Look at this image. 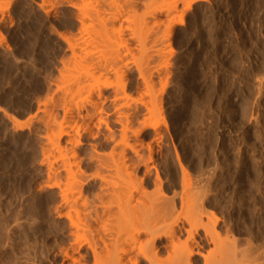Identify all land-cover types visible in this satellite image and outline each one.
<instances>
[{
  "label": "rangeland",
  "instance_id": "obj_1",
  "mask_svg": "<svg viewBox=\"0 0 264 264\" xmlns=\"http://www.w3.org/2000/svg\"><path fill=\"white\" fill-rule=\"evenodd\" d=\"M142 191L264 264V0H0V264H105Z\"/></svg>",
  "mask_w": 264,
  "mask_h": 264
},
{
  "label": "bare ground",
  "instance_id": "obj_2",
  "mask_svg": "<svg viewBox=\"0 0 264 264\" xmlns=\"http://www.w3.org/2000/svg\"><path fill=\"white\" fill-rule=\"evenodd\" d=\"M113 25H115V21ZM15 125L21 129L26 123L16 121ZM174 208V205L163 200L162 197L151 195L146 191L139 192L138 195L119 192L117 194L116 214L120 217L124 214H130L137 224L130 237L132 240L130 248L115 254L108 251L109 255L104 263L218 264L208 259H204L203 263L196 260V256L203 258L199 245L196 244L197 247L188 245L182 249L181 244L178 243L181 230L176 227L166 230V220L172 217ZM164 238H167L165 246ZM162 247L169 253L167 260L161 257Z\"/></svg>",
  "mask_w": 264,
  "mask_h": 264
}]
</instances>
